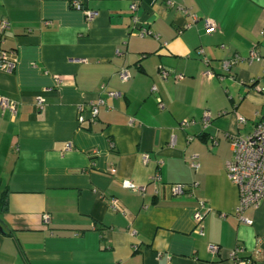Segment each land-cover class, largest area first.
Returning a JSON list of instances; mask_svg holds the SVG:
<instances>
[{"label": "crops", "instance_id": "0c3cea01", "mask_svg": "<svg viewBox=\"0 0 264 264\" xmlns=\"http://www.w3.org/2000/svg\"><path fill=\"white\" fill-rule=\"evenodd\" d=\"M3 20L17 112L0 106V264H232L237 247L264 264V197L240 216L227 171L230 137L264 117V0H0Z\"/></svg>", "mask_w": 264, "mask_h": 264}, {"label": "built area", "instance_id": "2783aa9c", "mask_svg": "<svg viewBox=\"0 0 264 264\" xmlns=\"http://www.w3.org/2000/svg\"><path fill=\"white\" fill-rule=\"evenodd\" d=\"M73 6L77 9H82L81 4L78 1L73 2ZM133 9H136V4L132 5ZM88 18H93L96 13L92 11H86ZM206 31L207 33H212L217 29L216 23L212 19L205 20ZM9 23L3 20L0 23V32H3L6 28H8ZM148 31L146 29L143 30L142 34H146ZM264 36V32H262ZM202 52V51H201ZM262 54L258 49L257 45H255L249 56V60H259L261 59ZM205 64L208 65L209 61L207 58L203 59ZM236 62V59L233 60H224L222 62L223 68L228 70L232 64ZM17 65V59L14 56V51L0 49V70L6 72H13ZM166 75V72H163ZM208 75L212 74L211 70L207 71ZM120 76L123 80L129 79L130 75L127 70H122L120 72ZM255 88L259 91L264 92V83L261 85L256 84ZM155 89V88H154ZM114 94V93H112ZM44 99L39 98L37 100L38 108H42L44 106ZM0 106L3 109H8L12 113L16 114L17 112V103L15 101H11L8 97L0 96ZM79 122L85 121V116L81 113L83 111V106L79 108ZM98 104H93L90 110L91 120H94L98 115ZM211 114L209 112H205L202 117V123L204 127H207L211 123ZM238 120L240 123H244L246 121L244 116H239ZM192 122L184 121L182 125H189ZM230 143L233 149V158L227 163V171L230 179L238 186L240 193V207L238 209V213L242 216L243 210L249 206H257L262 198L264 197V117L260 118L256 121L252 131L246 135H232L230 137ZM144 162H148L149 158L147 155L143 156ZM190 166L194 168L199 167V163L195 160V157H192L190 161ZM161 180L160 175H156L154 181L159 183ZM123 185L129 187L135 192L144 193V186H139L133 183L130 180H124ZM171 189L176 194H184L185 193V185L184 184H171ZM205 203H202L200 208L194 211V220L198 225H200L199 233L203 234V226L202 221L204 219V212L202 208L205 207ZM110 207L115 211L122 210V206L118 199L113 198L110 203ZM49 215H44V219L46 222H49ZM246 223L251 224L252 221L246 219L244 217H240ZM209 251L213 254H217L219 252L218 245L209 244ZM242 250L241 247H237L231 251L232 264H258L253 259H246L238 256V253Z\"/></svg>", "mask_w": 264, "mask_h": 264}, {"label": "trees", "instance_id": "16d2710c", "mask_svg": "<svg viewBox=\"0 0 264 264\" xmlns=\"http://www.w3.org/2000/svg\"><path fill=\"white\" fill-rule=\"evenodd\" d=\"M7 210V203H6V197H2L0 199V221H1V214Z\"/></svg>", "mask_w": 264, "mask_h": 264}, {"label": "water", "instance_id": "95a60500", "mask_svg": "<svg viewBox=\"0 0 264 264\" xmlns=\"http://www.w3.org/2000/svg\"><path fill=\"white\" fill-rule=\"evenodd\" d=\"M0 231H3V226L0 224Z\"/></svg>", "mask_w": 264, "mask_h": 264}]
</instances>
